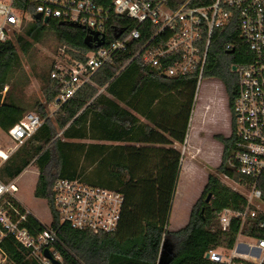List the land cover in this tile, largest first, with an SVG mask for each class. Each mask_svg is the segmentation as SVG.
Returning a JSON list of instances; mask_svg holds the SVG:
<instances>
[{
  "label": "trees",
  "instance_id": "trees-1",
  "mask_svg": "<svg viewBox=\"0 0 264 264\" xmlns=\"http://www.w3.org/2000/svg\"><path fill=\"white\" fill-rule=\"evenodd\" d=\"M30 19L21 33L0 40V124L8 127L29 107L36 106L42 124L5 162L0 178L7 182L19 176L30 164L38 170L33 194L43 199L53 213L52 225L60 243L55 244L62 264H221L205 257L209 249L233 246L239 221L232 219L222 229L216 212L224 208L244 209L243 194L224 184L219 175L250 188L255 182L264 203V171L257 179L242 175L228 164L234 150L233 107L237 95L236 73L231 66L246 60L249 54L241 44L239 25L234 17L225 26L213 30L202 78L222 83L231 115L228 136L214 134L222 144L221 162L208 172L200 196L191 207L187 223L168 229V217L181 167V151L170 144H183L195 104L197 73L167 77L145 65L140 56L130 60L135 48L115 54L64 102H57L60 83L49 70L37 78L43 100L26 102L13 87L2 90L22 65L26 55L49 31L72 59H83L90 48L115 37L114 27L127 30L136 25L124 15L111 14V23L99 37L78 24L50 18L35 20L29 0H15ZM113 23V24H112ZM136 47L146 42L155 27L144 22ZM89 39V44L85 43ZM231 43L233 48L226 49ZM55 104L53 117L48 105ZM60 131V134H59ZM166 134V135H165ZM105 141L116 143H105ZM158 144V145H157ZM79 178L89 184L120 191L124 196L115 230L92 232L60 223L54 213L52 185L56 178ZM211 196L205 200L207 194ZM259 212L242 226V233L264 236ZM4 264H38L5 238Z\"/></svg>",
  "mask_w": 264,
  "mask_h": 264
},
{
  "label": "built area",
  "instance_id": "built-area-1",
  "mask_svg": "<svg viewBox=\"0 0 264 264\" xmlns=\"http://www.w3.org/2000/svg\"><path fill=\"white\" fill-rule=\"evenodd\" d=\"M29 1L34 7L33 15L39 13L40 20L57 18L78 24L95 32L97 37L107 30L112 21L111 14L124 15L136 22L127 30L114 27L115 37L107 43L90 47L83 59L69 58L53 65L50 75L60 83L57 102L66 101L82 85L92 83L93 74L103 64L129 47L135 48L130 60L140 56L145 65L161 75L175 77L196 72V100L212 32L236 17L241 44L249 56L234 64L237 78L233 107L236 139L228 164L236 172L254 179L264 171V0ZM14 2L0 0V40L10 38L9 32L30 17ZM144 22L155 30L146 42L136 47V40L141 37L138 26ZM225 48L231 50L233 45L228 43ZM6 89L4 86L2 94ZM42 122L36 106H32L8 127L0 124V172L10 156ZM17 192L15 178L7 182L0 178V264L7 260L2 245L5 238L13 240L19 249H25L38 264H51L45 250L62 264L55 248L60 239L52 225L51 209L48 207L49 221L44 222L23 205ZM52 193L54 213L60 223L92 232L116 229L124 201L120 191L92 185L79 178L58 177L53 182ZM245 198L244 209L224 208L216 212L222 229H228L232 219L239 221L240 228L232 247H216L206 252L210 260L221 264H264V236L252 237L241 231L243 224L259 213L254 202H262L261 191L255 182L250 185ZM260 226L264 227V219ZM240 236L249 240L239 241Z\"/></svg>",
  "mask_w": 264,
  "mask_h": 264
},
{
  "label": "rangeland",
  "instance_id": "rangeland-1",
  "mask_svg": "<svg viewBox=\"0 0 264 264\" xmlns=\"http://www.w3.org/2000/svg\"><path fill=\"white\" fill-rule=\"evenodd\" d=\"M29 19V17H26L19 28H13L9 32L10 37H13L16 33H21ZM20 55L22 65L13 73L6 86L7 88L13 87L15 93L26 102H34L37 99L43 100L41 84L37 74L49 70L57 62H63L71 58L64 51V48L58 47L57 39L49 31L44 34L40 42L32 47L28 54L23 55L20 53ZM56 109L55 104L48 105L47 110L50 118L53 117V112ZM42 119L44 120L43 117ZM230 131L231 115L222 83L216 78H203L190 116L186 148L182 151L183 158L193 159L194 163L207 172L213 171L221 162L223 148L220 141L214 138V134L228 136ZM37 175L36 166L30 164L17 176L15 178L18 186L16 195L26 208L30 209L42 221L48 222V205L43 199L35 197L33 194ZM219 177L224 184L244 196L249 194L250 188L245 185L227 179L223 175H219ZM203 179L204 175L201 176L200 180L196 178L185 180L181 174L172 197L168 229H177L187 222L189 204L195 197L197 187L202 184ZM254 207L258 212L264 213L263 202L255 201ZM248 240L244 236L239 237V241Z\"/></svg>",
  "mask_w": 264,
  "mask_h": 264
},
{
  "label": "crops",
  "instance_id": "crops-1",
  "mask_svg": "<svg viewBox=\"0 0 264 264\" xmlns=\"http://www.w3.org/2000/svg\"><path fill=\"white\" fill-rule=\"evenodd\" d=\"M189 121H190V119H189ZM188 126H189V124H188ZM187 133H188V129H187ZM187 135L188 134H186V138H185V141H184L183 144H180L179 142L173 140L170 145L175 147V148H177V149H180L181 154H182L181 163H180L181 167H180V171H179V175H178V181L180 179L181 174L183 176V179H185V180L195 179V178L200 180L201 176L204 175V179L202 181V184L199 187H197V193H196L195 197L192 199V201L189 204V211H188V217H189V213H190L192 205L194 204V202L197 200V198L201 194V191H202L203 186H204V184L206 182V179H207L208 172L205 171L203 168H201L196 163H194L193 159H191V158L184 159L183 158L182 151H184V149L186 148ZM105 143H116V142L105 141ZM184 225H182L181 227H183ZM181 227H179V228H181ZM179 228H177V229H179ZM177 229H172V230H177ZM169 230H171V229H169Z\"/></svg>",
  "mask_w": 264,
  "mask_h": 264
},
{
  "label": "water",
  "instance_id": "water-1",
  "mask_svg": "<svg viewBox=\"0 0 264 264\" xmlns=\"http://www.w3.org/2000/svg\"><path fill=\"white\" fill-rule=\"evenodd\" d=\"M33 18H34L35 20H40V19H41L39 13L34 14V15H33ZM42 21H43L44 23H47V22H48V18H47V17H44V18L42 19ZM85 43L88 44V45H90V44H89V39H88V38H85ZM231 51H232V50H231ZM234 69H235V66L233 65V66L231 67V70H234ZM163 76H164V75H163ZM210 196H211V194L208 193L207 196H206V198H205V200L208 201L209 198H210ZM44 253H45V255H46L47 257H49V258L51 259V264H61L58 260L52 258V257L50 256V254L48 253L47 250H45ZM205 257H206V258L208 257L207 254L205 255Z\"/></svg>",
  "mask_w": 264,
  "mask_h": 264
}]
</instances>
